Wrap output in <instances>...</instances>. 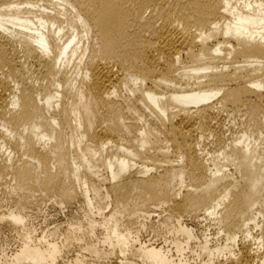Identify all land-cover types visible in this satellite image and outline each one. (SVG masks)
Segmentation results:
<instances>
[{"label": "bare ground", "instance_id": "obj_1", "mask_svg": "<svg viewBox=\"0 0 264 264\" xmlns=\"http://www.w3.org/2000/svg\"><path fill=\"white\" fill-rule=\"evenodd\" d=\"M5 205L0 264H264V0H0Z\"/></svg>", "mask_w": 264, "mask_h": 264}, {"label": "rangeland", "instance_id": "obj_2", "mask_svg": "<svg viewBox=\"0 0 264 264\" xmlns=\"http://www.w3.org/2000/svg\"><path fill=\"white\" fill-rule=\"evenodd\" d=\"M6 207L7 205H5V207L2 206L0 208V213L5 212L7 210ZM30 208L27 209L28 214H30L29 216H31L29 221L34 227H36L37 234H40L41 231L44 232L51 230L61 224L63 225L64 221L69 217V215H74V213L81 212L79 203H76L72 206L61 207L55 202H36L35 205H33L31 209ZM159 214L160 213L158 212L154 213V215H152V218L145 221V227L139 234V241L141 243L153 244L154 246H162L164 245V240L170 242L171 239H168L169 234L166 232L167 230L159 228L161 223H159V225L156 224L158 218L165 215V213H162V215ZM199 219H201V217H199ZM201 220L182 218L180 222L183 226L192 229L194 231V234L198 238H202L204 235L212 238L215 235L213 226H209L210 224L206 225L208 223L204 220ZM19 243V234H17L11 228L0 225V252H2L6 256H9L18 248ZM223 261V259H220V264H224Z\"/></svg>", "mask_w": 264, "mask_h": 264}]
</instances>
